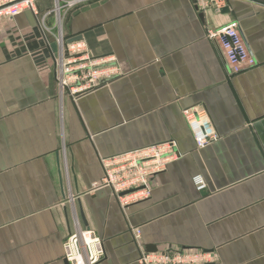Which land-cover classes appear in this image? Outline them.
I'll list each match as a JSON object with an SVG mask.
<instances>
[{
  "label": "crops",
  "instance_id": "0c3cea01",
  "mask_svg": "<svg viewBox=\"0 0 264 264\" xmlns=\"http://www.w3.org/2000/svg\"><path fill=\"white\" fill-rule=\"evenodd\" d=\"M54 4L36 0V15L0 23V264H66L75 225L101 238L100 264L172 248L264 264V0H226L203 17L193 0H98L60 26L45 17ZM231 23L256 62L239 75L206 34ZM58 33L79 36L120 76L61 96L47 47ZM188 108L205 110L218 141L196 147ZM168 141L179 157L151 180L149 199L122 209L109 189L90 191L102 159Z\"/></svg>",
  "mask_w": 264,
  "mask_h": 264
},
{
  "label": "built area",
  "instance_id": "2783aa9c",
  "mask_svg": "<svg viewBox=\"0 0 264 264\" xmlns=\"http://www.w3.org/2000/svg\"><path fill=\"white\" fill-rule=\"evenodd\" d=\"M98 0H76L61 2L55 0L52 11L57 16L60 26L62 11L77 6L91 4ZM36 0H0V23L12 21L17 16L31 12L36 15ZM194 7L205 15L208 10L221 11L226 7V0H193ZM44 17V19H45ZM43 23V21H42ZM43 31L51 34L50 28L43 23ZM208 38L214 41L229 68L230 74L239 75L255 67L256 62L250 54L236 23H231L217 30L206 29ZM61 33L54 36L56 51L51 44L47 47L52 54L54 76L61 96L67 95L76 100L82 95L95 91L120 76L117 66L111 60L90 57L86 45L78 40L67 43ZM186 123L191 128L197 148H203L220 139L212 123L201 108L183 110ZM179 152L174 141L104 158L101 160L102 179L94 183L91 192L107 188L111 191L119 207L126 209L131 205L149 199L151 180L164 172L169 163L177 160ZM196 192L203 194L206 183L201 175L192 177ZM134 239H140L139 229L133 230ZM63 260L66 264H100L105 256L103 242L91 229H81L75 225L74 231L65 237L62 243ZM140 264H213L216 256L202 250L168 249L162 252L142 251Z\"/></svg>",
  "mask_w": 264,
  "mask_h": 264
},
{
  "label": "water",
  "instance_id": "95a60500",
  "mask_svg": "<svg viewBox=\"0 0 264 264\" xmlns=\"http://www.w3.org/2000/svg\"><path fill=\"white\" fill-rule=\"evenodd\" d=\"M59 1H61V2H72V1H76V0H59ZM201 17H203V14H201ZM78 40H81V38L79 36L67 39L66 42L67 43H72V42H75V41H78ZM51 49H52L53 52L56 51V45L54 43L51 44Z\"/></svg>",
  "mask_w": 264,
  "mask_h": 264
},
{
  "label": "rangeland",
  "instance_id": "374dc122",
  "mask_svg": "<svg viewBox=\"0 0 264 264\" xmlns=\"http://www.w3.org/2000/svg\"><path fill=\"white\" fill-rule=\"evenodd\" d=\"M79 8H80V6H77V7L73 8V9H70V10L66 11V13L65 12L64 13H61V16L64 14V16L66 17V16H68V14H70L71 12H74L75 10H77Z\"/></svg>",
  "mask_w": 264,
  "mask_h": 264
}]
</instances>
